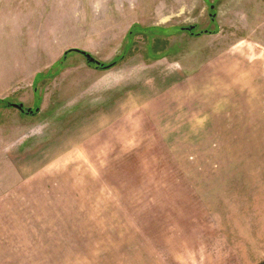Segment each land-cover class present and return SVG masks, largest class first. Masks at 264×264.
Wrapping results in <instances>:
<instances>
[{"label": "rangeland", "instance_id": "obj_1", "mask_svg": "<svg viewBox=\"0 0 264 264\" xmlns=\"http://www.w3.org/2000/svg\"><path fill=\"white\" fill-rule=\"evenodd\" d=\"M263 259L264 0H0V264Z\"/></svg>", "mask_w": 264, "mask_h": 264}, {"label": "crops", "instance_id": "obj_2", "mask_svg": "<svg viewBox=\"0 0 264 264\" xmlns=\"http://www.w3.org/2000/svg\"><path fill=\"white\" fill-rule=\"evenodd\" d=\"M230 60L233 61L234 63H232ZM253 68H254L253 70L250 69V67L246 64V60L244 62L241 59L238 60L237 58L236 59L235 58H223L219 72L223 75L224 81H226L229 84L232 82H236L237 84L238 83L246 84L250 82L251 80H254V81L257 80V82H259L260 75L257 74V71H258L257 66H254ZM217 82L218 80L216 81V84H218ZM146 86H148L150 89L156 90L155 85L151 86V84L150 85L142 84V87H146ZM217 88H218V85H214V91ZM157 99L161 100L162 98L159 97V95H157ZM166 102L168 104V101ZM161 103L162 101L158 102L157 105L161 106ZM169 104H172L171 101ZM121 113L122 115H125V111ZM196 114L198 115L199 113H196ZM134 123L135 122L116 121L114 123H111V125H116L119 129H122V127L124 126V129H126L125 125H133ZM210 124H216V123L214 121H211ZM90 125L92 126L93 124H90ZM111 125H109V127ZM212 127L215 128L216 126H211V128ZM132 128H136V127H132ZM150 128H154V127H150ZM73 131H74L73 132L74 138L70 139V141L72 139L74 141L73 145H71V150H72L71 154L65 155L61 152V150H59L57 153H51V154L40 153V154H37L38 156L35 157V160H37L40 163H43V162L47 163V162H52V161L58 162L62 160H67L68 162H71V163H77V164H73L70 166L71 173H89V168H85L83 164H78V163H89V124H87L84 127L76 126L74 127ZM56 147L57 146L55 145V148ZM28 159H29V155H25L22 157V161L17 163L20 169L19 170L17 169L16 173H28L27 171ZM11 162H12V165L14 166V163H15L14 159L11 160ZM60 171H57V172L54 171L53 173H59ZM38 173H48V172L40 169Z\"/></svg>", "mask_w": 264, "mask_h": 264}, {"label": "water", "instance_id": "obj_3", "mask_svg": "<svg viewBox=\"0 0 264 264\" xmlns=\"http://www.w3.org/2000/svg\"><path fill=\"white\" fill-rule=\"evenodd\" d=\"M188 29L191 30V29H193V27H189ZM69 50H73V51L78 52L79 54L83 55L88 64H93L97 67L103 68L102 63L99 60H97L96 58H94L90 53H88L84 50L78 49V48H72ZM8 106H12V107L18 109L20 112H23L26 114H33V111L30 108L25 109L23 104L9 103Z\"/></svg>", "mask_w": 264, "mask_h": 264}, {"label": "trees", "instance_id": "obj_4", "mask_svg": "<svg viewBox=\"0 0 264 264\" xmlns=\"http://www.w3.org/2000/svg\"><path fill=\"white\" fill-rule=\"evenodd\" d=\"M71 51H73V50H68L64 54L66 55L67 53H69ZM115 63H116V61L115 62H112V63H110V64H108L106 66L103 63H102V65H103V68H109V67L115 65ZM6 104L9 105V102H7ZM257 264H264V260L259 261Z\"/></svg>", "mask_w": 264, "mask_h": 264}]
</instances>
